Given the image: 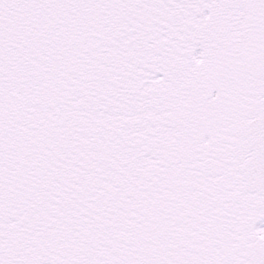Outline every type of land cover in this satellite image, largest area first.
<instances>
[{"label":"snow or ice","instance_id":"6c2138e0","mask_svg":"<svg viewBox=\"0 0 264 264\" xmlns=\"http://www.w3.org/2000/svg\"><path fill=\"white\" fill-rule=\"evenodd\" d=\"M0 264H264V0H0Z\"/></svg>","mask_w":264,"mask_h":264}]
</instances>
